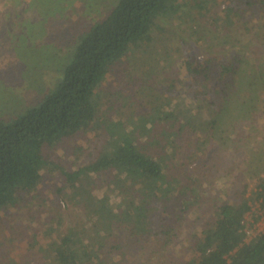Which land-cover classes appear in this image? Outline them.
<instances>
[{
    "label": "trees",
    "instance_id": "obj_1",
    "mask_svg": "<svg viewBox=\"0 0 264 264\" xmlns=\"http://www.w3.org/2000/svg\"><path fill=\"white\" fill-rule=\"evenodd\" d=\"M180 1L115 0L70 40L73 48L62 75L41 100L15 119L0 118V213L31 203L45 167L63 172L64 186L77 193L82 205L79 214L85 223L70 220L62 227L60 219L26 235V248L34 251V260L40 264H133L130 260L146 264L148 252L166 257V263L159 259L153 264H264V228L248 240L246 217L252 199H259L264 208L260 171L256 172L258 189L252 195H247L248 182L243 181L236 196L215 202L211 215L191 233L185 250L169 249L179 239L188 208L198 199L192 196L198 178L186 166V158L207 151L210 138L232 149L235 143L223 137L229 126L233 128V118L241 135L247 133L249 119L258 120L260 111L264 118V59L256 53L240 49L225 57L212 53L202 58L185 52L177 67L163 72L145 69L152 81L142 83L157 87L159 96L151 91L157 99L145 101L144 109L129 119H105L107 140L97 158L68 170L49 166L44 156L45 147L102 125L103 82L114 71L126 75L136 47L147 50L168 42L158 34L164 33L158 20L178 9ZM244 2L264 6L263 0ZM239 10L232 3L225 10V16H235L233 25H240ZM212 19L219 22L221 16ZM58 30L64 33L61 26ZM50 34L56 36L52 30ZM178 84L183 91L175 93ZM185 94L196 102V109L185 107L179 116ZM240 143L246 146L244 136ZM190 148L195 151L189 152ZM99 172H109L111 181H97V188L83 181L86 175L96 177ZM133 243L139 248L133 249ZM11 254L7 253L4 264H20Z\"/></svg>",
    "mask_w": 264,
    "mask_h": 264
},
{
    "label": "rangeland",
    "instance_id": "obj_2",
    "mask_svg": "<svg viewBox=\"0 0 264 264\" xmlns=\"http://www.w3.org/2000/svg\"><path fill=\"white\" fill-rule=\"evenodd\" d=\"M114 1L0 0V118L15 119L28 106L41 100L62 75L73 48L70 40L83 27L89 28L93 19H99ZM244 1L181 0L178 9L161 15L158 22L164 28V33L158 31V34L164 35L163 40L168 42L148 46L147 50L139 47L133 49L126 75L114 71L102 84L99 101L102 125L97 129L80 130L52 147H45L44 156L49 166L57 164L73 170L89 163L97 158L107 140L105 119L113 116L129 119L144 109L145 101L157 99L160 93L157 87L142 83L143 80L150 81L145 69L163 72L165 68L177 67L185 52L202 58L212 53L225 57L242 49L244 53H256L263 60L264 36L260 37L258 33L264 35V6H246ZM231 3L240 9V25L231 23L235 16H225V10ZM212 16H221V19L218 22ZM60 26L64 33L58 30ZM49 28L55 32L56 38L51 36ZM136 82L139 85H134ZM138 89L141 92L136 96L130 94L132 90ZM173 89L177 93L183 91V86L178 84ZM154 90L157 97L150 94ZM183 98L178 108L179 116L185 107L196 109V102L191 101L189 94L183 95ZM263 123L260 111L258 120L249 119L245 127L247 133L241 135L236 133L241 129L237 119L233 118V128L229 126L223 137L228 143H235L232 149L225 145L227 143L210 138L206 140L207 151L200 154L195 152V155L186 158V166L198 178L192 193L198 199L188 208L179 239L169 249L185 250L191 233L205 216L211 215L215 202L236 196L241 190V183L248 182L247 195H252L258 189L256 172L260 171L261 176L264 175ZM243 136L247 143L244 148L240 143ZM194 151V148L189 149V152ZM105 179L111 181L109 172H99L96 177L88 174L83 181L97 188V181ZM63 181L64 174L60 169L45 167L35 189L36 197L31 203L26 207L14 206L0 213V264H4L10 251L20 264H40L34 260V251L26 248V235L35 229L43 231L51 221L60 219L62 227L67 226L70 220L85 223L84 215L79 214L82 205L78 203L77 193L70 192ZM251 204L252 208L246 214L249 220L248 240L264 228V208L259 199H252ZM257 215L261 216L254 220ZM121 232L129 234L125 230ZM161 237L160 243L163 244L165 238L163 235ZM129 239L133 241L130 236ZM131 247L139 248L136 243ZM145 256L146 264L156 263L159 259L166 263L165 256L158 258L157 254L151 256L150 252ZM130 262L136 264L133 260Z\"/></svg>",
    "mask_w": 264,
    "mask_h": 264
}]
</instances>
